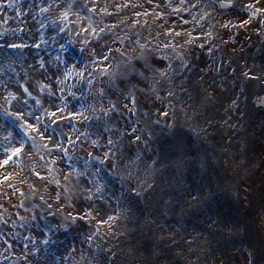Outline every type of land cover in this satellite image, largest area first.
Instances as JSON below:
<instances>
[{
	"label": "rangeland",
	"instance_id": "obj_1",
	"mask_svg": "<svg viewBox=\"0 0 264 264\" xmlns=\"http://www.w3.org/2000/svg\"><path fill=\"white\" fill-rule=\"evenodd\" d=\"M4 4L0 24L7 14L14 19L0 45L8 30L30 25L34 14L49 25L61 18L40 0ZM248 6L220 0L206 11L213 48L195 51L196 64L218 75L227 68L246 71L254 50L264 57V3L255 2L254 14ZM57 44L54 57L28 74L0 71V119L33 143L24 163L31 182L13 187L11 170L23 163L7 153L0 126V264H137L139 256L152 264L157 257L149 233L188 231V264H264V108L257 106L264 95L250 101L259 114L250 131L236 129L239 148L206 158L199 149L216 146L192 136L198 148L194 186L174 189L169 203L148 201L147 191L162 185L149 177L154 160L172 157L173 122L183 116L159 76L162 55L111 32L64 36ZM14 104L39 114L32 133ZM127 162H136L135 176L126 177ZM129 231L137 236L127 257L117 244ZM139 245L150 252L139 255Z\"/></svg>",
	"mask_w": 264,
	"mask_h": 264
},
{
	"label": "bare ground",
	"instance_id": "obj_2",
	"mask_svg": "<svg viewBox=\"0 0 264 264\" xmlns=\"http://www.w3.org/2000/svg\"><path fill=\"white\" fill-rule=\"evenodd\" d=\"M217 1L220 0H40L48 8H56L61 18L57 23L49 25L42 14H34L26 21H30V25L22 26L17 31L8 30L7 37L3 39L4 44L0 45L4 51L0 53V71H7L9 68L18 75L25 72L28 74L37 64L42 65L47 59L54 57L56 50L60 49L57 41L64 36L76 40L77 37H101L111 32L140 44L146 50L161 54L164 66L159 76L170 84L183 116L173 122L176 139L172 145V157L154 160L155 167L149 175L157 177L151 180L154 185L159 184V181L162 185L157 188L147 186L151 188L147 191L146 199L150 201L162 197L163 201L169 203L175 193L174 189L189 190L194 186L192 180L196 178L198 164L193 162L192 156H197L195 150L198 148L195 147L196 143L193 144L192 136H198V142L201 141L202 144L205 142L216 146L214 151L209 150L208 146L199 149L206 158H210L211 152L217 154L216 150L226 153L230 147L234 151V146L237 149L240 144L236 129L239 127L250 131L251 124L259 116L258 109H253L250 105L251 99L257 100L264 95V57L257 55L255 50L249 56L246 71L236 68L232 72L227 68L215 75V72L207 71L208 67H201L200 62L196 64L194 61L195 51L208 48V45L213 48L204 14L210 8H215ZM222 1L230 2L234 8L249 4L248 8L253 14L255 2L264 3V0ZM5 7L4 0H0V9ZM261 14L264 15V10ZM7 15L1 20V36L6 27L12 26L14 16ZM206 61L205 58L204 65L209 63ZM239 71L240 75L237 74ZM233 74L238 76L234 77ZM10 89H7L8 93ZM14 107L15 114L19 115L32 133L39 114L33 115V110H26L15 104ZM228 125L232 126L233 132L227 129ZM0 126L7 153L13 155L15 161L23 163L11 170L10 183L15 187L22 181L31 182L27 177V164L24 163L33 143L22 138L19 127L11 128L2 119ZM46 138L44 141L42 139V147L47 142ZM132 164L136 162L124 165L126 177L135 176ZM25 177L28 179H24ZM172 215L177 218V214ZM171 227L176 229V226ZM167 228L171 229L170 226ZM188 233L189 231L179 232L183 236H169V232L162 235L159 232L149 233V236H154V241L151 242L155 246L153 252L162 254L160 257L155 253L157 258L152 264L190 263V247L184 237H193ZM136 236V232L129 231L126 236H121L117 247L126 254L129 248L133 249L131 246H134L132 242ZM139 246V255L144 257L148 254L146 252H150L147 246ZM211 255L217 256L214 249ZM127 257H130L128 253ZM139 258L140 256L137 258L139 264H148L147 258L141 262ZM133 260H136L135 257Z\"/></svg>",
	"mask_w": 264,
	"mask_h": 264
},
{
	"label": "water",
	"instance_id": "obj_3",
	"mask_svg": "<svg viewBox=\"0 0 264 264\" xmlns=\"http://www.w3.org/2000/svg\"><path fill=\"white\" fill-rule=\"evenodd\" d=\"M257 106H261L264 108V98L261 99V102L258 103Z\"/></svg>",
	"mask_w": 264,
	"mask_h": 264
}]
</instances>
